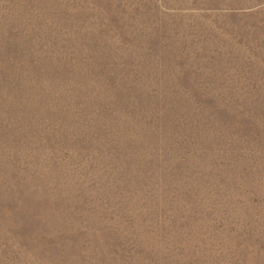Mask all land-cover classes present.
<instances>
[{"label":"rangeland","instance_id":"374dc122","mask_svg":"<svg viewBox=\"0 0 264 264\" xmlns=\"http://www.w3.org/2000/svg\"><path fill=\"white\" fill-rule=\"evenodd\" d=\"M0 264H264V0H0Z\"/></svg>","mask_w":264,"mask_h":264}]
</instances>
